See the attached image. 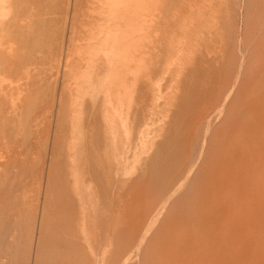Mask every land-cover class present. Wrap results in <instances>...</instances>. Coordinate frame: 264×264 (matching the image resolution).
Listing matches in <instances>:
<instances>
[{"label": "rangeland", "instance_id": "obj_1", "mask_svg": "<svg viewBox=\"0 0 264 264\" xmlns=\"http://www.w3.org/2000/svg\"><path fill=\"white\" fill-rule=\"evenodd\" d=\"M15 1L20 0H12V3ZM117 3L120 6L116 10L107 6ZM53 4L55 22L31 21L26 28H21L22 8L8 9V15L0 17V20L10 21V25L2 29L1 44L11 42L20 50L21 47H32L36 51L35 57L41 56L43 60V67L49 75V86L43 87L47 92L37 91L36 95L45 93V96H50L51 133L55 136V168L52 173L55 183L47 196L50 213L42 232L39 223L43 186L40 180L36 181L41 175L33 174L46 169L41 158L44 153L42 142L34 139V148L30 153L25 151L15 155V158L12 156L7 159L9 162L5 161V166L6 158L0 157V165L3 164L0 170L3 167L11 169L10 176H0V264H105L102 261L117 264L124 261L125 257L120 255L127 247L132 252V258L126 256L128 251L124 254L126 259L128 257L127 264H173V253L179 254L180 261L188 264H227L223 260L227 254L225 244L227 241L230 246L233 240L224 236L226 232L223 229L218 230L216 220L220 218L225 224L233 209L222 207L224 211L218 213L205 208L198 215L194 211L199 204L209 202V184L213 173L224 163L216 161L237 141L234 137L236 130L232 127L235 123L253 124V108L257 103L264 102V0H54ZM8 6L2 5L4 8ZM27 7L30 12L39 14L50 10L51 0H29ZM114 31L119 33L116 46L108 41ZM22 33H25V38H22ZM258 38L263 41L258 42ZM163 42L167 46L182 45V49L168 57L161 54ZM252 44L259 45L252 51L254 55L260 54L256 60L251 57L252 52H249L250 55L249 49L246 50L250 47L251 51ZM118 53L125 55L117 60L115 55ZM194 55L201 56L195 59ZM110 58H116L113 65L109 63ZM158 59L177 63V66L188 64L187 68H192L193 72L188 75L187 81L175 83L169 82V77L176 76L177 70L159 69L150 75L149 83L147 76L144 78L147 90L141 89L137 93L135 87L140 81L135 77L146 74L149 65H157ZM122 60L129 62L125 69L122 68ZM249 62H253L249 64L251 66ZM14 64L18 65L17 62ZM240 64H244V69ZM256 64V72L248 68ZM228 66L233 67L235 74H230L232 69ZM115 68L128 79L127 83L115 87L122 90L123 98L120 114L116 105L112 106L118 118L112 114L109 105L102 104L106 94L103 96L96 92L97 83L114 73ZM252 69L255 70V66ZM237 74H240L237 80L247 79L237 81ZM223 79L227 80L226 83L221 82ZM219 83L222 87L229 85V89L233 86L226 105L229 111L222 112L220 122V119L213 121L218 108L215 113L211 110L208 113L211 117L205 115L204 121L212 119L213 125L207 126L197 113L206 105H211L209 98L203 97L204 92L210 87L216 90ZM115 88L109 97L117 95ZM228 88H225V94ZM128 96L133 99L129 100ZM200 124L203 128L198 131L202 127ZM205 128L212 130L204 132ZM20 131L22 139L26 128ZM251 131L258 133L259 128ZM205 133L209 134L205 137ZM0 144V151L4 150L3 144ZM191 157H198L197 163ZM34 159L36 164L32 162ZM227 164L232 169L242 170L240 161H227ZM15 166L17 168L14 169ZM117 166L119 169H116ZM179 172L178 179L186 178V174L189 176L187 180L184 178L183 185L181 181L180 185H173L178 189L181 187L177 189V194L168 203H163L162 199L153 202L159 196L161 187ZM243 199V207H253L254 201ZM145 204L153 206L152 218L149 215L147 221L148 216L143 212ZM159 208L165 211L160 213V218V214H153ZM94 209L99 210V214L94 216L102 228L96 231L99 233L97 236L102 238L107 226L108 234L104 235L106 242L103 238L101 242L96 236L95 243L90 245L95 237L91 234L94 235L95 231L89 226L91 233L86 227L88 224L81 220L86 217L84 212L92 213ZM117 214L121 216L118 219ZM117 220L122 227H118ZM114 223L118 225H115V230ZM239 223L234 224L236 229L241 228ZM142 233H146V238L144 243L142 241L143 246L137 247ZM255 238L251 239V245H255ZM236 240L234 245L242 251V244L238 245ZM186 241H191L193 245L191 254L187 253ZM96 242L105 243L104 247L100 248ZM263 246H252L249 250L256 253L252 256L257 257L255 264H264ZM98 247L104 256L96 253ZM105 247L109 249L108 253ZM87 248L94 249L93 253L99 259L93 254L91 256L89 251L92 250ZM103 248L110 256L107 259L104 258ZM83 251H87V256Z\"/></svg>", "mask_w": 264, "mask_h": 264}, {"label": "bare ground", "instance_id": "obj_2", "mask_svg": "<svg viewBox=\"0 0 264 264\" xmlns=\"http://www.w3.org/2000/svg\"><path fill=\"white\" fill-rule=\"evenodd\" d=\"M53 1L54 0H51V8H50L49 11L46 10L45 12H39V14H38L36 12L35 13H32V12L29 11V9L27 7V3L29 2V0H20L19 2L18 1H15L13 3H12V0L10 2H9V0H0V17H5L6 15H8V9L9 10H11V9L12 10H16V9H21L22 8L21 11H20L21 19L19 20V23H20V27L21 28H23V27L26 28L28 26V24L31 23V21H41V20H45V21L48 22L49 20H51V21L55 22V20H56V14H55V10H54ZM3 4L9 5V6L7 8H4V7H2ZM128 5H131V4H128ZM107 6H108V8H111V9H115L116 10L120 6V4L119 3H117V4H110V5H107ZM11 20L13 21L12 18H11ZM8 25H10V21H8L6 19H1L0 20V40H1L2 33H3L2 29L5 26H8ZM228 29H229V27H228ZM258 33H259V31H258ZM52 34H54V32H52ZM25 36H26L25 33H22V38H25ZM228 36H230V35L228 34ZM254 36H257V35H254ZM118 38H119V33L117 31H114V33L112 35H110V39H108V37H107L108 41L110 43H112L113 46L118 45V43H117L118 42ZM260 38H258L259 39L258 42L263 41L262 40L263 37H262V39H260ZM254 40H256V39H254ZM164 43L165 42H163L161 44V46H163V47L160 48L161 49L160 51H161V54L167 55L168 57H170L171 55H174L175 53H179L181 51V49H182V45H179V46H176V45H168L167 46ZM248 44L250 45L251 44V41ZM248 44H247V46H248ZM257 44H259V43H257ZM255 46L252 44V46H251V49L252 50L251 51H250V47H248L246 49V50L249 49L248 53L249 52H252L253 51V47L255 48ZM258 46L259 45H257L256 47H258ZM262 46L263 45H261V47ZM232 47H233V45H232ZM244 48H246V47H244ZM21 49L22 50H20V48H18L17 46H13L11 42H8L5 45H4V43L1 44V42H0V143L3 144L2 147L4 149V150H1L0 151V157L1 158H6L4 160V162H5L9 158L11 159L12 156L15 158V155L22 154L25 151L28 152V153H30L31 150L34 148V144H35V142L33 141L34 139H39V141L42 142L43 147H41V148H43L44 153L42 152L43 155L41 156V158H42V161L44 162V164L46 166V169L42 170L41 173L40 172L38 173V171H34V173H33V174H40L41 175V177L39 176V178L36 179V181L37 180H40V182L42 183V186H43V189L40 192V195H42V197H43V202H42L41 208L39 207L40 208V212H41V214H40L39 227H40V232H42V228L45 226V222H46V220H47V218L49 216V213H50L49 210H48V197L47 196H48V194L51 193V191L53 189V186H54V183H55L54 178L52 176L53 170L55 168V166H54V158H55V151H54L55 141H54V139H55V136H52V133H51V129H52L51 109H50V105L48 103V100H49V97L50 96H45L44 95L45 93H43V94L41 93L39 96H37L36 95V92L37 91H41V90H43V92H47V91H44L43 87L46 88V86L47 87L49 86V83H48L49 75H48V72H46V69L43 67L44 64L42 63L43 60H42L41 56H39L38 58H36L35 57L36 51L32 47H29V46H27V47H21ZM122 49H123V46H122ZM234 51H237V50H234ZM251 54H253L251 57H254L255 58L254 60H256V56H259L260 55V54L259 55H256V54L254 55V52H252ZM124 55H125L124 53H118L117 55H115V57H117V60H119V58L120 57H123ZM261 55H262V53H261ZM197 56L200 57L201 55H194V58L196 59ZM259 58H262V57H259ZM259 58H257V59H259ZM115 59L116 58H110V59H108L110 65H113ZM122 59H124V58H122ZM231 59H233V58H230V60ZM263 59H264V55H263ZM126 60H122L121 61L122 62V68L123 69H125V67L129 64V62L126 61ZM254 60H253V62H254ZM157 61H159L157 63V65H154V66L149 65V67L147 68L146 74L142 75V77H138V75H137V77H135V80L139 79V81H140V84H138L135 87L136 88L135 91L137 93L141 89L142 90H147V88H145V85H144V82H146V80H144V78L147 76V82L149 83L150 82V75L151 74L153 75L154 73H157V71L159 69H160V71H164V70H166V71L177 70L178 71V74L176 76H174V77H171L170 76L169 77V82H175V83L176 82L177 83H180V81H182V82L183 81H187L189 79L188 77L190 76L189 74L191 72H193L191 70L192 68H189V69L187 68L188 64L187 65H183L182 64V65L177 66V63H174V62L168 63L167 61H165V60L163 61L161 59H158ZM247 61H245V62H247ZM14 62H17L18 65L14 64ZM230 62H228L227 65H229ZM239 62L241 63L243 61H239ZM250 63L251 62H249L248 65ZM263 64H262V66H263ZM40 65H41V67L38 69V66H40ZM240 65L243 67L242 69H244V66H243L244 64H240ZM240 65H239V67H241ZM257 65L258 64L252 65L253 67L255 66V70L252 69L253 67L252 68L251 67H248V68L256 72V70H257L256 68H258ZM259 65H260V63H259ZM16 66H18V67H16ZM249 66H251V65H249ZM229 68H231V67H229ZM229 68H227V69H229ZM114 71H115L114 73H112L111 75H109L103 81H99L97 83V85H96V89H97L96 92L99 93V95L101 94L103 96H104V94H106L107 97H105V98L102 99V104L109 105V107L112 110V114L115 117L118 118L117 113L114 111V109H113L112 106L116 105V107H117L116 110L120 114V111H122V110L121 109L119 110V108H120V105H122L121 103H122L123 98L121 96V91L122 90L119 89V88L116 89L115 87L117 85H119V84L127 83L128 82V79H127V77L125 75H123V74L121 75V73L118 72V70L116 68H115ZM253 71H251V74L253 73ZM232 73L235 74L233 69H232V72L230 74H232ZM246 73H248V72H246ZM240 74H242L241 70H240ZM240 74H237L236 75V80L240 78ZM246 75L247 74H245V76ZM206 76L209 78L210 74H208ZM249 76L251 77V75H249ZM207 77H205V78H207ZM223 77H225V76H223ZM233 77L234 76L232 75L231 78L233 79ZM141 78H142V80H141ZM231 78L229 76V79H231ZM243 79L246 80L247 77L242 78V79L237 80V81H241V80L243 81ZM223 80L221 81L222 83H224L225 81H227V80H224V81ZM229 81H231V80H229ZM237 81H236V83H237ZM222 83H219L220 85L218 84L216 86L217 87L216 90H214V88H211L210 87L209 90H207V91L204 92L203 97L205 99L206 98H209V100L211 101L210 102L211 105H209V106L206 105L200 111H198L197 117L200 118L202 120V122H205L206 121V120L204 121V119H206V117L204 118V116L205 115L206 116L209 115L211 113L210 112L211 110H214V113L218 110V112H216V114H214V113L211 114V115L214 114L213 115L214 116L213 117L214 118L213 121H215L216 119H220V117H223V116H221L222 115V112L223 113H227L229 111L228 110V107H226V105L229 103L228 100H229V98L231 96L230 95L231 94V91H230L231 88L229 89L228 87H230V86L229 85L228 86L225 85L228 88L227 89L228 92L225 94V88L226 87H224V85L222 87L221 86ZM254 84H255V82H254ZM146 85H148V84H146ZM234 85H235V83H234ZM114 88H115V91L117 92V95L114 98H111V97H109V95H110V92ZM231 90H233V86H232V89ZM126 94H128V91H126ZM128 97H129V100H132L133 99L132 96H128ZM101 98H102V96H101ZM142 100L145 101L146 98L143 96ZM244 101H245V99H244ZM257 102H258V99H257ZM207 104H209V103H207ZM139 107H140V105H139ZM216 108H218V109L215 110ZM136 109H137V107H136ZM144 109H145V107H144ZM130 111H129V113H130ZM253 111H254V115L251 114V116L255 120V121L252 120V121H254L253 124H249L248 125V123L247 124L246 123L244 124V122L241 123V124L235 123L234 127H232V128H235V130H236L235 131L236 132L235 133L236 135L234 137H236L237 139L234 138V140L236 139L237 141L234 142L233 147L231 146V148H229L227 151L224 152L225 155H223L221 158L218 157V160L216 161V162H224V163H222L220 165V167L218 168V170L215 173H213V176H212L213 179L210 181V184H209L210 192H211L209 202L207 204H203V203L202 204H199L198 207L194 211V214H197L198 215L205 208H208L211 212H213V210H215V212H218V213H221L222 212L221 210L224 211V209H222V207H225L226 210H229L230 207L233 209V213H230L229 215L227 214V211H226V214L229 216V219H227V220L224 221L225 224H223V222H221L220 218H219L218 221L216 220V222L218 223V227H217L218 230L223 229L226 232L224 236H230L231 237V240H233V242H232L233 244L232 245L229 246V244H228L227 241H226V244H225V253H227V254H226L225 259H223V260L226 261L227 264H245L247 262H249V264L250 263L251 264H253V263L255 264V262L257 261V257H255V256L252 257V256L255 255L256 253L254 254V252H251L249 250H250V248L252 246H254V247H257V246L258 247H262L264 245V241H263L264 240V161L262 162V159H264V102L263 103H260V104L257 103V105L253 108ZM228 114H227V116H228ZM22 116H24V119L21 120V117ZM127 117H128V115H127ZM143 120L144 119H142V121ZM211 120H208V121L205 122V123H207V126H210L212 124L213 121L211 122ZM202 122H201V124H202ZM220 122H221V119H220ZM142 123H144V122H142ZM205 123H203V124H205ZM137 125H139V124H137ZM146 125H148V123ZM204 126L207 128L206 125H204ZM217 126H218V124H217ZM143 127H144V124H143ZM25 128H26V131H24V133L25 132L26 133L23 135L24 137H22V139H21V135H20V132L21 131L20 130H22V129L25 130ZM138 128H137V130H138ZM202 128H203V126L200 127V128H198V131H199V129H202ZM206 128H205L204 132H208L209 131V130L207 131ZM211 128L213 129V126ZM257 128H259V132L258 133H256V132L253 133L251 131V130H254V129H257ZM196 129L197 128H195V131H196ZM212 129H210V131ZM226 129H227V127H226ZM124 131H127V130L124 129ZM255 131H257V130H255ZM125 133L126 132H124V134ZM128 133H131V132H128ZM198 133L199 132H197V134ZM207 134H209V133H207ZM207 134L205 135V137L207 136ZM201 151H203V150H201ZM193 152H195V151H193ZM193 152H191V153H193ZM199 154H200V152H199ZM199 154L197 153L196 155L199 157ZM36 156H38V155H36ZM31 157H33V156H31ZM35 157H33V158H35ZM197 158H195V157L192 158L191 157V159H193L195 161L199 159V158L198 159ZM35 159L32 162L33 163L35 162V164H36ZM7 161L9 162V160H7ZM39 161H41V159ZM188 161H189V159L186 162H188ZM195 161L193 162L194 164H195ZM227 161H240V163L242 164V166H241L242 170L241 169H238V168H236V169L233 168L232 169L231 166H229L227 164ZM6 162L3 163L4 165L2 163L1 164L3 166H5ZM196 163H197V161H196ZM2 165H0V166H2ZM187 166H189V165H187ZM13 168L15 169L17 167L15 166ZM35 169H36V166H35ZM116 169H119V166H117ZM116 169H114V170H116ZM191 169H190V171H188L189 173L191 172ZM10 170H6L3 167L0 170V176L1 175L10 176ZM114 170L111 171V172H114ZM30 171L31 170H29V172ZM186 171H187V169H186ZM13 172H15V171H13ZM30 173H32V172H30ZM117 173H118V171H117ZM180 174L181 173L179 172V173H177V175H175L171 179H168V181L166 182V184L163 187H161L162 189H160V192L158 193L159 196H157L155 198L156 200H154L153 202L162 199L163 200V203H168L169 200L174 196V194L175 193L177 194L178 187L175 188V187H173V185L175 184V186H176L177 183L179 184L180 181L182 182L181 185H183L184 182H185V179L187 178V176H189V174H186V178L184 176L185 179L182 178L183 179L182 180V179H178L177 178L178 176H180ZM27 180H26V182H27ZM115 181L117 182L118 179L115 180ZM11 186L12 185L10 183V186L9 187H11ZM180 189H181V187H179L178 190H180ZM29 193H31V192H29ZM29 193H27V196H29L28 195ZM30 195H32V194H30ZM29 197L31 198V196H29ZM34 197H32V199ZM24 198H25V195H24ZM243 198H245L249 202H253L254 201V204L252 205L253 207H243L242 204L245 202V200ZM145 199H147V198H145ZM237 199H238V201H237ZM79 200H80V198H79ZM149 200H153V199H150L149 198ZM235 201H237V202H235ZM76 203H78V202H76ZM150 204H148V205L145 204V206L143 208L144 209L143 210L144 214L146 216H148L145 219L146 221L149 218V215H150V213L153 210V206H151ZM25 205H28V204H25ZM152 205H154V204H152ZM155 205H156V203H155ZM101 206L105 207L104 205H101ZM98 209L92 210V213L91 212L90 213L84 212V213H86V217H85V219H82L81 220V221H85L86 224H88V226H86V227H89L90 226L92 228L91 229L89 227L88 230L90 232H91V230L95 231L94 232V235L91 234V236H95V237H93L92 241L89 243L90 245L92 243H95V241H96L95 238H96L97 234H99L96 231H101L102 230L101 226L98 225V223H97V222H99L96 219L97 217L94 216V215L99 214V210ZM103 210H104V208L102 209V211ZM156 210L153 213V214L157 213V214H155V216L158 215V214H160V213H163L164 214V212H165L163 209H160V208L158 209L157 212H156ZM79 211H81V210H79ZM82 211H84V210H82ZM116 211H119V210H116ZM117 216H119V217H117V219L121 217L118 214H117ZM160 217H161V214H160L159 218ZM150 218H152V216ZM76 222H74V224L80 223L79 221L77 223ZM237 222H240L239 223L240 224L239 226H241L240 229H236L235 226H234V224H236ZM115 223H114V227H113L114 230H115V225L117 223H118L119 226L116 225V227L117 226L118 227L121 226V224H119V221L116 224ZM86 224H84V225H86ZM146 224L148 225V222H146ZM146 224H145V226H146ZM84 225H82V226H84ZM78 226H80V225L78 224ZM146 228H148V226ZM106 230H107L106 231V233H107L108 232V226H107V229ZM90 232L88 234H90ZM106 233H103V234L105 235ZM142 234H141L142 236H140V239L141 240L139 239V242L137 244V247L138 246H143L142 241L144 240V238H146L145 237V234L146 233L145 234L142 233ZM104 235H101V236H103L102 238L105 240V236ZM254 236L256 237L255 238L256 239V242L254 241L255 242V245H251V239ZM79 237H80V234H79ZM67 238H68V236H67ZM67 238H65V239H67ZM98 238H100L101 239V242H102L103 239L101 237H98ZM80 239H82V238H80ZM94 239H95V241H94ZM98 240H97V242H98ZM235 240L238 241V245L239 244H242V246H243L242 251H240L241 250L240 247H237L236 245H234L235 244L234 243ZM39 241H40V238L37 239L38 245L40 244ZM97 242H96V245L100 246V248H101L102 245L104 247V244L105 243L104 244L99 243L100 244L99 245V244H97ZM105 242H106V240H105ZM190 242L186 241L185 243H186V248L188 247L187 248L188 249L187 250V253H190L191 254L192 253L193 245ZM81 243L85 245V243H83V242H81ZM143 243H144V241H143ZM96 245L94 246L95 249L97 247ZM179 245H180V243H179ZM91 248H93V247H91ZM91 248H87V249L88 250H92ZM100 248L99 247L97 248V250H96L97 252L96 253L99 254V255H103V254H100V251L101 250L100 251L98 250ZM106 248L107 247H105V249ZM128 248L129 247L125 248V251L124 252L121 251V255L120 256L121 257H125V258L123 259L124 260L123 262L121 260L122 263L121 262H118L117 264H125V263L127 264L128 257L126 259V256H129L130 255L129 257L132 258V255H131L132 252L130 253L128 251L129 250ZM87 249H85V250H87ZM105 249L103 248L102 251L106 255L108 253L109 249L108 248L106 249V252L107 253L104 252ZM84 251H83V253L87 256V254H86L87 251L86 252H84ZM93 251H95V250L93 249L92 251H89V252L91 253V256L94 255V257H96L95 256L96 253L94 254ZM127 251H128V253H127ZM89 252H88V254H89ZM154 252L155 251H153V253ZM241 252L243 254H241ZM125 253H127L126 256H124ZM173 254H174L173 260L175 262L173 264H188V263H186V261H180V259H179L180 258V255L179 254H177V253H173ZM99 255H98V257H99ZM108 255H106L107 257L105 256L104 258L107 259L108 257H110ZM100 257H102V256H100ZM136 258H138V257H136ZM97 259H99V258H97ZM68 261H69V259H68ZM98 261L99 260H97V262ZM119 261H120V259H119ZM131 261H132V259H131ZM108 262L109 261H107V262H103L102 261V263H105V264L106 263L108 264ZM90 264H91V262H90Z\"/></svg>", "mask_w": 264, "mask_h": 264}]
</instances>
